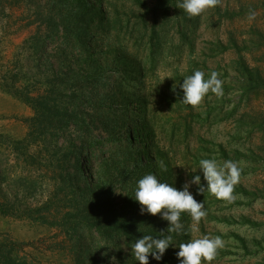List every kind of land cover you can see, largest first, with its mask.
<instances>
[{
	"label": "trees",
	"instance_id": "trees-1",
	"mask_svg": "<svg viewBox=\"0 0 264 264\" xmlns=\"http://www.w3.org/2000/svg\"><path fill=\"white\" fill-rule=\"evenodd\" d=\"M180 2L154 0L150 6L144 0H45L36 11L37 31L23 42L13 66L0 69V93L33 112L24 120L23 138L0 133V217L58 228L70 243L72 264H138L131 249L146 234H171L175 246L160 262L149 257L150 264H178L179 244L193 239L192 218L182 214L184 232L177 235L167 232L169 222L159 215L141 214L135 188L146 174L180 189L195 175L206 183L199 166L205 158L237 162L240 178L264 172V145L241 150L231 140H206L196 132V127L234 120L239 103L264 91V76L243 60L247 47L232 38L227 44L212 43L218 54L234 50L240 58L239 103L230 110L224 109L229 89L224 83L222 96L210 92L205 97L204 111L182 102L185 77L197 69L205 78L213 72L206 60L189 57L186 69L174 70L169 79L156 73L164 54L173 56L183 46L191 54L194 50L191 34L199 16L187 15ZM215 8L222 14L218 5ZM223 15L233 18L235 13L225 10ZM173 37L176 45L169 44ZM18 56L27 58V69ZM245 119H236L239 125L230 139L244 134L249 141L262 135L264 119ZM162 139L168 140L169 150ZM175 143L187 154L181 164L187 167L186 175L175 161ZM37 164L50 171L45 199H34L38 184L27 175V165ZM197 188L191 192L204 201L207 212L201 221L254 231L264 227V222L245 215L212 211L264 201V189L237 183L235 199L229 202L207 191L197 194ZM216 236L226 243L217 252L219 259L234 256L236 246L242 259L259 257L256 264H264V238H247L233 230L217 231ZM21 247L0 241V264H34L19 255Z\"/></svg>",
	"mask_w": 264,
	"mask_h": 264
},
{
	"label": "rangeland",
	"instance_id": "rangeland-1",
	"mask_svg": "<svg viewBox=\"0 0 264 264\" xmlns=\"http://www.w3.org/2000/svg\"><path fill=\"white\" fill-rule=\"evenodd\" d=\"M144 1L150 6L154 3V0ZM44 2L45 0H3V4L0 6V69L3 66H13L15 55L20 53L23 42L37 31L39 23L36 20V11L41 9ZM217 5L222 14H217L216 8L213 7L199 16L198 26L191 34L194 44L192 54L186 46H183L173 56L164 54L158 59L156 73L162 80L169 79L174 70L182 72L186 69L189 57L195 58L199 62L206 60L207 67L218 72L219 78L224 84L228 85L229 89L226 92L224 109L230 110L239 103L237 92L239 74L236 63L240 58L234 50L218 54L216 50H212L214 49L212 43L220 40L222 43L227 44L231 38L235 39L240 46L247 47V50L243 51L242 54L244 62L249 68L258 69L264 76V0H218ZM225 10H228L230 14L235 13V16L233 18H229L231 17L229 15V17L224 16ZM252 12L255 13V17L249 19V14ZM172 43L176 45L178 40L173 37L169 44ZM18 57L27 69V58L24 56ZM210 98L211 96H208V99ZM238 105V114L234 120L214 126L196 127V132L206 140H231V144L241 148V150L249 147L255 149L257 145H264V132L262 135L257 134L249 141L244 139V134H240L236 139H230L231 136L235 135V124L239 125L236 119L246 118L245 120L248 121L251 117V121L257 123L264 119V91L253 94L248 102L243 101ZM205 107L206 100L204 98L195 111H204ZM32 114V110L26 105L0 93V133L7 134L15 139L23 138L27 132V125L24 120L31 117ZM173 119L176 120V116L173 115ZM244 126L242 125V127ZM180 143L174 144L175 161L178 167H181L182 157L187 155L182 151V145L179 147ZM161 144L168 149L167 139H162ZM193 148L194 142L192 141V152ZM181 169L183 175H186L187 167H181ZM47 170L42 165L37 164L34 167L27 165V175L36 180L38 184L34 199H45L47 195L51 183L49 180L50 171L47 172ZM238 183L248 189L257 187L264 189V172L240 178ZM196 186L193 184L190 191ZM212 211L219 215L227 213L234 217L245 215L253 220L264 222V201L255 202L251 206L234 207V209L227 212H222L217 206L212 208ZM191 225L193 239L203 236L214 238L217 231L228 233L230 230L247 238L257 237L260 240L264 238V227L259 231H254L241 226L224 227L220 224L204 222V220L196 222L193 219ZM0 241L20 244L22 247L19 255L26 257L34 264H72L70 243L63 233L55 227L39 224L28 219L0 217ZM223 242V245H225V240ZM234 247L236 246H233V251L236 252L234 256L220 259L219 256H216L211 264H256V261L259 260V257L242 259V252Z\"/></svg>",
	"mask_w": 264,
	"mask_h": 264
},
{
	"label": "clouds",
	"instance_id": "clouds-1",
	"mask_svg": "<svg viewBox=\"0 0 264 264\" xmlns=\"http://www.w3.org/2000/svg\"><path fill=\"white\" fill-rule=\"evenodd\" d=\"M217 3L218 0H181L178 7L190 17H197L215 7ZM254 17V12L249 14V19ZM180 88L183 92L182 102L193 107L201 105L210 92L216 96L223 95V81L216 71L205 78V72L197 69L194 74L183 79ZM199 166L206 183L201 182L200 175H195L180 189L162 182L152 173L140 178L135 188L134 200L141 206V214L159 215L162 220L169 222L167 232L179 235L184 232L182 214L187 213L196 222L207 215L204 201H197L190 191L193 184L198 186L197 194L207 191L217 199L229 202L235 199L234 187L239 182L241 173L237 162L226 160L220 163L215 158H205L199 161ZM172 241L171 234L143 235L135 240L131 249L132 255L138 264H150L149 257L160 262L170 246L175 248ZM223 244L220 236L214 238L203 236L180 243L179 251L176 253L178 264H211Z\"/></svg>",
	"mask_w": 264,
	"mask_h": 264
}]
</instances>
